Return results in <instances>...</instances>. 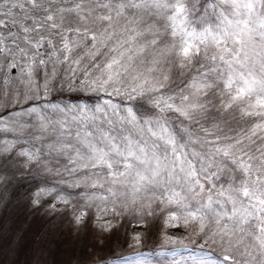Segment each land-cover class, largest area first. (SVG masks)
<instances>
[{
    "label": "snow or ice",
    "instance_id": "snow-or-ice-1",
    "mask_svg": "<svg viewBox=\"0 0 264 264\" xmlns=\"http://www.w3.org/2000/svg\"><path fill=\"white\" fill-rule=\"evenodd\" d=\"M198 4L0 0V74L19 69L17 104L47 98L54 82L103 97L0 121L17 138L0 154L99 190L83 197L97 219L165 213L167 226L189 229L184 264H264V0H213L214 20L193 22Z\"/></svg>",
    "mask_w": 264,
    "mask_h": 264
},
{
    "label": "rangeland",
    "instance_id": "rangeland-1",
    "mask_svg": "<svg viewBox=\"0 0 264 264\" xmlns=\"http://www.w3.org/2000/svg\"><path fill=\"white\" fill-rule=\"evenodd\" d=\"M212 3L213 0H199V10L192 17L193 22L206 14L209 21H213L209 7ZM19 76V69L11 71L7 77L0 74V112L5 111L0 121H12L17 113L32 107L43 110V105L49 102L91 106L103 99L91 93L70 91L66 85L61 87L59 82H54L47 98L41 95L27 103L21 99L17 104L15 93L18 85L13 81ZM5 78L8 85L4 84ZM36 83L41 86L42 93V74H38ZM56 92L68 97H62L58 102L54 97ZM77 92L80 98L74 97ZM114 102L122 105L133 103L119 99ZM14 139L17 138L12 133L0 132V141ZM59 180L60 177L47 175L40 168H25L23 159L14 154H0V208L9 199L11 202L8 219L3 220L0 233V264H124L123 258L138 254L150 260L151 264H184L192 254L193 245L184 239L189 229L182 225L167 226L165 213L157 211L153 216L141 217L131 212L122 216L109 212L102 219H97L96 207H83V197L99 190L86 192L82 188H69L58 183ZM42 188L56 191L42 195L37 203L36 193ZM60 194L70 196L72 203L58 202L56 197ZM82 211L86 214L78 223L76 217ZM107 221H111L110 226L106 225ZM136 235L140 236L138 244L134 240ZM166 236L177 241L184 239L188 247L179 242L165 243ZM112 257L115 259L111 260ZM215 258L221 259L218 255Z\"/></svg>",
    "mask_w": 264,
    "mask_h": 264
},
{
    "label": "trees",
    "instance_id": "trees-1",
    "mask_svg": "<svg viewBox=\"0 0 264 264\" xmlns=\"http://www.w3.org/2000/svg\"><path fill=\"white\" fill-rule=\"evenodd\" d=\"M64 96H66V95H64ZM62 94H61V92L60 93H58V92H56V94L54 95V97L56 98L55 100L56 101H58V102H60L59 101V99L60 100H62V97L63 98H66V97H64ZM80 95H78V92L77 93H75L74 94V97H79ZM80 98V97H79ZM89 99V98H88ZM64 101H65V99H64ZM88 102H89V100H88ZM134 103V102H133ZM139 110V109H138ZM10 199H9V201L7 202V204H5L4 206H1V215H0V233L2 232L1 230H2V228H3V226H2V224H3V220L4 219H6V221H7V219H8V212H9V210H10ZM5 221V222H6ZM112 259H115V257H112L111 258V260Z\"/></svg>",
    "mask_w": 264,
    "mask_h": 264
}]
</instances>
